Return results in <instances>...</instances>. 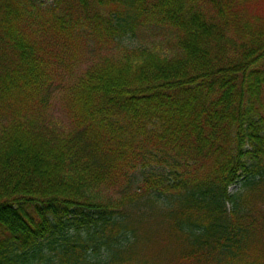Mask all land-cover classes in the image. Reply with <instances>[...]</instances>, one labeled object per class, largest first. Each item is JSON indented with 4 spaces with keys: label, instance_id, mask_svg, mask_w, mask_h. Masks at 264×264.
<instances>
[{
    "label": "trees",
    "instance_id": "16d2710c",
    "mask_svg": "<svg viewBox=\"0 0 264 264\" xmlns=\"http://www.w3.org/2000/svg\"><path fill=\"white\" fill-rule=\"evenodd\" d=\"M256 1L0 0V264H264Z\"/></svg>",
    "mask_w": 264,
    "mask_h": 264
},
{
    "label": "rangeland",
    "instance_id": "374dc122",
    "mask_svg": "<svg viewBox=\"0 0 264 264\" xmlns=\"http://www.w3.org/2000/svg\"><path fill=\"white\" fill-rule=\"evenodd\" d=\"M252 9L260 15L261 21L264 23V0H257L251 5ZM121 43L129 48L147 47L153 51H156L159 55H173V47L169 43V37L162 36L161 32H145L135 37H127L121 40ZM52 114L51 119L55 122L58 129L64 131L67 129L65 123L70 122L64 114L63 102L54 99L52 101ZM69 126V125H68Z\"/></svg>",
    "mask_w": 264,
    "mask_h": 264
}]
</instances>
